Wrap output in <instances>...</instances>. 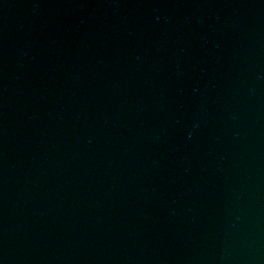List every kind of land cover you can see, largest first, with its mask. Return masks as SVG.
I'll use <instances>...</instances> for the list:
<instances>
[{"label":"water","instance_id":"1","mask_svg":"<svg viewBox=\"0 0 264 264\" xmlns=\"http://www.w3.org/2000/svg\"><path fill=\"white\" fill-rule=\"evenodd\" d=\"M0 264H264V0H0Z\"/></svg>","mask_w":264,"mask_h":264}]
</instances>
